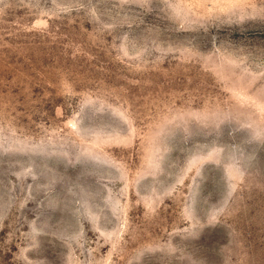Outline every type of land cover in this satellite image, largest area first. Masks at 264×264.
<instances>
[{"label": "rangeland", "instance_id": "1", "mask_svg": "<svg viewBox=\"0 0 264 264\" xmlns=\"http://www.w3.org/2000/svg\"><path fill=\"white\" fill-rule=\"evenodd\" d=\"M0 264H264V0H0Z\"/></svg>", "mask_w": 264, "mask_h": 264}]
</instances>
